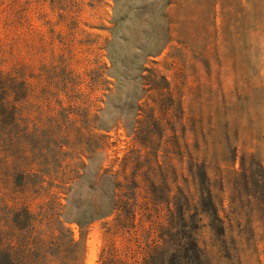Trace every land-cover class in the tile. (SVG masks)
Here are the masks:
<instances>
[{
  "label": "rangeland",
  "instance_id": "374dc122",
  "mask_svg": "<svg viewBox=\"0 0 264 264\" xmlns=\"http://www.w3.org/2000/svg\"><path fill=\"white\" fill-rule=\"evenodd\" d=\"M0 71L41 264H264V0H0Z\"/></svg>",
  "mask_w": 264,
  "mask_h": 264
},
{
  "label": "trees",
  "instance_id": "16d2710c",
  "mask_svg": "<svg viewBox=\"0 0 264 264\" xmlns=\"http://www.w3.org/2000/svg\"><path fill=\"white\" fill-rule=\"evenodd\" d=\"M6 86L7 77L4 72L0 71V185L8 184V181L12 180L15 187H20V190L24 191L27 188L29 177L39 176V173L32 172L33 169L29 168L26 164L27 158L22 156L23 150L19 145L20 142H13L11 139L3 136L6 128L4 119L7 113V107L4 97L1 95L5 92ZM3 202L4 199H0V264H41L40 260L46 256L42 255L41 251L37 249V243L31 246L35 242H30L31 245L26 244L28 247L24 248L19 243V238L15 239V237H10V233H5L2 230L1 225L4 218L1 214L5 213L7 209L8 212L13 210L7 205H4ZM23 210L25 215L28 216V224L25 227L31 230L34 227L31 222L34 218L33 214L27 208ZM7 241L9 242L8 244ZM29 261L32 262L29 263Z\"/></svg>",
  "mask_w": 264,
  "mask_h": 264
}]
</instances>
